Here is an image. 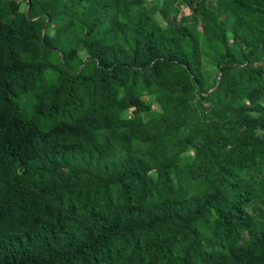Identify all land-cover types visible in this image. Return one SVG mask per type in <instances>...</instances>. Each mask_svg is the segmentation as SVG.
<instances>
[{
    "label": "trees",
    "instance_id": "16d2710c",
    "mask_svg": "<svg viewBox=\"0 0 264 264\" xmlns=\"http://www.w3.org/2000/svg\"><path fill=\"white\" fill-rule=\"evenodd\" d=\"M0 264H264V0H0Z\"/></svg>",
    "mask_w": 264,
    "mask_h": 264
},
{
    "label": "rangeland",
    "instance_id": "374dc122",
    "mask_svg": "<svg viewBox=\"0 0 264 264\" xmlns=\"http://www.w3.org/2000/svg\"><path fill=\"white\" fill-rule=\"evenodd\" d=\"M151 1L153 2V0ZM188 14H189L188 9H182V13L179 17L180 20L182 19L184 15H188ZM196 17L198 20L197 26L199 27L200 30H204L206 27L213 28V29L218 27V18L213 12H210V13L205 12L203 14H196ZM221 81L228 85L238 83V76L235 73V71L232 70V71H229L227 75L223 77ZM155 109H156V106H155Z\"/></svg>",
    "mask_w": 264,
    "mask_h": 264
},
{
    "label": "water",
    "instance_id": "95a60500",
    "mask_svg": "<svg viewBox=\"0 0 264 264\" xmlns=\"http://www.w3.org/2000/svg\"><path fill=\"white\" fill-rule=\"evenodd\" d=\"M45 30H46V25H45L44 28H43V31H45ZM221 76H222V74L219 75L218 82H217V85H216V87H215L214 90H216V89L218 88L219 83H220V80H221ZM214 90H213V91H214ZM211 92H212V91H211Z\"/></svg>",
    "mask_w": 264,
    "mask_h": 264
}]
</instances>
